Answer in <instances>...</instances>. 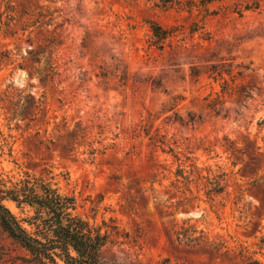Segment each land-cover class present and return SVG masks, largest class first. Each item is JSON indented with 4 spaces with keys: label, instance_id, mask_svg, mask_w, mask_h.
<instances>
[{
    "label": "rangeland",
    "instance_id": "rangeland-1",
    "mask_svg": "<svg viewBox=\"0 0 264 264\" xmlns=\"http://www.w3.org/2000/svg\"><path fill=\"white\" fill-rule=\"evenodd\" d=\"M213 65L250 96L212 108ZM263 118L264 0H0V167L75 194L99 264L264 262ZM26 255L0 224V264Z\"/></svg>",
    "mask_w": 264,
    "mask_h": 264
},
{
    "label": "trees",
    "instance_id": "trees-1",
    "mask_svg": "<svg viewBox=\"0 0 264 264\" xmlns=\"http://www.w3.org/2000/svg\"><path fill=\"white\" fill-rule=\"evenodd\" d=\"M203 3L212 0H200ZM152 36L151 46L164 49L173 45L176 34L154 19H146ZM197 30V29H196ZM33 52L35 48L31 47ZM32 51L30 53H32ZM214 81L222 80L221 94L216 92L209 105L215 108L222 97H244L250 93L230 84L224 77V69L212 66ZM211 76V75H210ZM211 95V94H210ZM239 97L238 102L241 101ZM261 123H264V118ZM1 137L3 136L0 133ZM6 139L0 140V164L7 154ZM11 152V148L8 149ZM11 155V153H8ZM217 192V191H215ZM13 202L24 213L18 219L7 202ZM78 198L65 192L52 177L23 171L19 176L9 175L0 167V224L3 229L26 251L25 260L34 264H99V254L113 239V233L95 225L78 211ZM25 223L27 225H25ZM246 264H264L261 259L247 258Z\"/></svg>",
    "mask_w": 264,
    "mask_h": 264
}]
</instances>
